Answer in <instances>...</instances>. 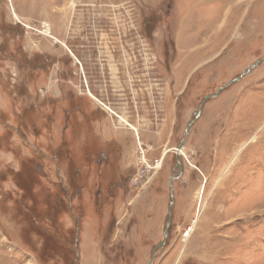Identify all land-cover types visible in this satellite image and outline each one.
Here are the masks:
<instances>
[{"label": "rangeland", "instance_id": "1", "mask_svg": "<svg viewBox=\"0 0 264 264\" xmlns=\"http://www.w3.org/2000/svg\"><path fill=\"white\" fill-rule=\"evenodd\" d=\"M76 111L118 139L125 189L101 215L64 197L46 242V194L13 173L65 186L36 149L82 142ZM0 264H264V0H0Z\"/></svg>", "mask_w": 264, "mask_h": 264}, {"label": "trees", "instance_id": "2", "mask_svg": "<svg viewBox=\"0 0 264 264\" xmlns=\"http://www.w3.org/2000/svg\"><path fill=\"white\" fill-rule=\"evenodd\" d=\"M69 99L70 97L67 100L69 101ZM35 108L36 107H33L32 110L34 111ZM91 110L89 109L90 113ZM35 113L37 117L40 116L42 118V121H44L46 125L50 126L51 122L52 125L55 123L54 120L52 121L49 119L50 117H48V115H43L37 109H35ZM56 113L57 112H55V114ZM75 115L76 117L72 126L75 125L77 129H72L70 132L75 130L76 136L81 139L82 142L79 140V143H77L68 137V131L71 127L69 124L65 129L59 148L44 150L40 145L36 149L38 154L41 155V157L38 155L39 161H41L42 158L44 160L46 158L49 160L53 158L58 167L65 172L67 178L65 186L61 184L59 186V191L45 192L47 188H45V184L43 182L41 183L38 179L40 174L37 169L35 170L37 180L33 185L28 184L27 187L21 182V178L25 175V169L23 168V170L21 169V171L13 173L18 187L20 186V190L30 191V193L35 191L37 195L41 196L43 193L46 194L45 198L42 197L43 211H34V222L36 226L46 227L45 225L48 223L49 229L52 230V232L49 233H44L43 231H40V234L37 233L46 242L52 241V243H54L57 239L56 236H52L54 229L57 228L56 224L61 215L55 209L58 205L57 202H60L61 205L66 204L68 210L74 205L73 202L71 203V200L68 198L64 199V197H72L77 207H91V205H93L97 208L95 209L96 212H100L99 214L101 215L102 211H104L103 207L114 205V202L119 197L118 194L125 189V185L122 183L124 176H122L123 171L121 162L123 157L116 148L120 146H118L115 141L106 143L94 133V121L91 119V116L89 120H87L86 115L83 117L81 111H76ZM46 125H42L41 132L47 131ZM77 137L75 138L76 140H78ZM87 146L90 149H88ZM39 148L44 150V152L39 150ZM77 150H79L78 153H76ZM63 153L65 155H63ZM83 197L86 199L90 197L91 200L87 199L84 204H79L78 201H82L81 199H83ZM18 200L27 201L23 196L22 199ZM38 200L40 199L38 198ZM62 213L67 214L66 209H64ZM70 213L72 214L74 212L71 211Z\"/></svg>", "mask_w": 264, "mask_h": 264}, {"label": "water", "instance_id": "3", "mask_svg": "<svg viewBox=\"0 0 264 264\" xmlns=\"http://www.w3.org/2000/svg\"><path fill=\"white\" fill-rule=\"evenodd\" d=\"M261 61H263V59L262 60H260V62ZM260 62L259 63H257V64H260ZM256 66V65H255ZM251 68L252 67H250V68H248L247 70H245L242 74H241V76H239V78L238 79H236V80H234V81H232L231 83H233V82H238L239 80H241V78H242V76L243 75H245V74H247L250 70H251ZM220 90H222V89H220ZM209 97H207L205 100H204V102L208 99ZM204 104V103H203ZM202 104V105H203ZM199 115V112H197V116ZM193 122H191V124H192ZM183 144H181L180 146H179V148H177L175 151H176V155L177 156H179V154H178V150H181V149H183ZM178 166H179V168H180V172L182 171V166H181V163L179 162L178 163ZM173 180V179H172ZM174 197V196H173ZM172 207H173V204L171 205V207H170V210H169V219H168V222L170 223L171 222V218H172V214H171V209H172ZM166 233V238H167V236H168V232L166 231L165 232Z\"/></svg>", "mask_w": 264, "mask_h": 264}, {"label": "crops", "instance_id": "4", "mask_svg": "<svg viewBox=\"0 0 264 264\" xmlns=\"http://www.w3.org/2000/svg\"><path fill=\"white\" fill-rule=\"evenodd\" d=\"M15 13V12H14ZM15 15L18 17V15L15 13ZM63 22L62 23H64V22H66V20L64 19V17H63ZM60 30H61V28H59V33H60V36L61 37H59L60 39H58L57 37H55L57 40H59L60 42H61V40L62 39H64V41L65 42H67L68 40H67V37H66V35H64L63 33H62V31L60 32ZM52 37V36H51ZM54 37V36H53ZM63 41V40H62ZM72 53L74 54V52L72 51ZM110 53V52H109ZM72 54V55H73ZM110 55H111V53H110ZM109 55V56H110ZM113 56V55H112ZM88 95V94H87ZM98 100V98L97 97H95V98H93V100ZM100 101V100H99ZM101 102V101H100ZM116 114V113H115ZM100 138V137H99ZM104 142H106V143H109V141H115V142H117V143H119V141H118V139L117 138H109V139H102ZM120 144V143H119ZM122 164H123V162H121V166H122ZM122 171L124 172L125 170H124V168H123V166H122Z\"/></svg>", "mask_w": 264, "mask_h": 264}, {"label": "flooded vegetation", "instance_id": "5", "mask_svg": "<svg viewBox=\"0 0 264 264\" xmlns=\"http://www.w3.org/2000/svg\"><path fill=\"white\" fill-rule=\"evenodd\" d=\"M70 44L72 45V47H74L75 49L77 48V49H79V48H83L82 46L80 47V46H78V43L76 42V41H70ZM90 44V43H89ZM96 48H97V46H96ZM100 50H102V48L100 47ZM96 51L95 50H93V53L92 54H89L88 56H90L91 58H94V60H95V57H96ZM69 61V60H68ZM79 61V60H78ZM69 63H72L71 61H69ZM80 65H82L83 63H81L80 61L78 62ZM77 63V65H79ZM80 67V66H79ZM83 67H84V65H83ZM77 69H79L78 67H77ZM80 69H82V67L80 68ZM68 73H70V69H68V72H67V74ZM83 74L85 75V70L83 71ZM243 77V76H242Z\"/></svg>", "mask_w": 264, "mask_h": 264}, {"label": "built area", "instance_id": "6", "mask_svg": "<svg viewBox=\"0 0 264 264\" xmlns=\"http://www.w3.org/2000/svg\"><path fill=\"white\" fill-rule=\"evenodd\" d=\"M88 91H89V88H88ZM97 101H99V100H97ZM99 103L104 107V108H107L106 107V105L104 104V103H102V102H100L99 101ZM110 112H111V114H115V112L113 111V110H111V108L110 107H108L107 108ZM116 115V114H115ZM135 134H136V132H135ZM136 137H137V135H136ZM138 141H140L139 140V138H138ZM140 152H141V155H142V157H143V160L145 161V157H144V152L142 151V148L140 149ZM146 162V161H145ZM160 162V161H159ZM147 164V163H146ZM159 164V163H158ZM158 166V165H157ZM138 177V176H137ZM137 177H135V179H133L132 181H136L137 182Z\"/></svg>", "mask_w": 264, "mask_h": 264}, {"label": "bare ground", "instance_id": "7", "mask_svg": "<svg viewBox=\"0 0 264 264\" xmlns=\"http://www.w3.org/2000/svg\"><path fill=\"white\" fill-rule=\"evenodd\" d=\"M123 124H125V123H123ZM179 152V151H178ZM183 153H184V151H183ZM163 161V160H162ZM162 161L161 162H159V164H158V166H157V168H162ZM200 194V197H201V192L199 193ZM203 199V198H202ZM199 201V200H198ZM203 249V248H202ZM201 249V250H202ZM228 251V250H227ZM204 254H206V253H204ZM213 259V257L211 258V260Z\"/></svg>", "mask_w": 264, "mask_h": 264}]
</instances>
